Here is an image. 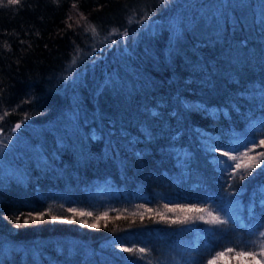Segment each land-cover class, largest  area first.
<instances>
[{"label":"trees","instance_id":"16d2710c","mask_svg":"<svg viewBox=\"0 0 264 264\" xmlns=\"http://www.w3.org/2000/svg\"><path fill=\"white\" fill-rule=\"evenodd\" d=\"M261 139L264 0H0V264H200L239 247L264 224V162L241 179L220 152ZM39 186L72 188L68 213ZM165 205L235 217L170 224Z\"/></svg>","mask_w":264,"mask_h":264},{"label":"snow or ice","instance_id":"6c2138e0","mask_svg":"<svg viewBox=\"0 0 264 264\" xmlns=\"http://www.w3.org/2000/svg\"><path fill=\"white\" fill-rule=\"evenodd\" d=\"M19 2V0H7L8 5H15ZM93 32H95V29H92ZM124 35L127 36V32H124ZM16 129L20 128V124H17L15 126ZM256 146H264V139H261L259 141V145H254ZM254 147L251 149H247L242 154L239 155H231L228 150L220 152L221 156L227 157V161H224V163L227 164L228 168L233 169L231 175L233 177L239 175L241 179L246 178L248 175L252 174V170L255 168H260L262 162H264V152H261L258 154V156L261 159H257L254 156H250L249 153L254 151ZM234 151V150H233ZM231 161L232 163H228ZM227 170V169H226ZM142 207V206H141ZM165 211L160 212L159 210L157 211V215H159L160 220L165 222V223H170V224H177V225H185L192 223L195 220H199L204 222L205 224L208 225H219V224H224L225 221L218 217L217 215H214L213 212L208 209V208H203V207H197L195 205L193 206H175V207H168L167 205L164 206ZM74 216L79 215V216H92V213L90 212H78L76 209H69ZM153 209H144V212H153ZM173 213V216L169 218L166 213ZM196 214V215H191V214ZM46 214H41L36 217H29L25 219V224L29 222V219H32L33 222L38 221V220H43L44 216ZM143 214L141 213V216ZM107 213H104L102 217H96L95 219H101V218H106ZM53 221H56L58 217L52 216L51 217ZM63 222L71 223V220H65ZM86 227L89 228H95L98 225L97 224H86ZM264 238V231H260L258 233V239ZM124 252L127 253H140L143 254L145 252L144 248H139V249H133V248H122L121 249ZM231 255L232 259L237 260L238 264H264V239H261V242L259 244L258 249L255 247H245L240 250H236L233 247H228L222 251L216 252L214 256H212L208 261L207 264H219V261L224 258L225 256Z\"/></svg>","mask_w":264,"mask_h":264},{"label":"rangeland","instance_id":"374dc122","mask_svg":"<svg viewBox=\"0 0 264 264\" xmlns=\"http://www.w3.org/2000/svg\"><path fill=\"white\" fill-rule=\"evenodd\" d=\"M8 145L4 144V145H0V158L2 160V162H10V159H9V148H10V144H9V147H7ZM17 150H19V154L21 155L23 153V151H25L24 149L21 150V148L19 146L16 145ZM26 149V148H25ZM11 151V150H10ZM12 152V151H11ZM245 151L243 152H240V153H237L236 155H239V154H242L244 153ZM17 155V153H16ZM232 155H235V154H232ZM16 170H18V168H16ZM18 177V179L20 181H23L24 180V177L23 175H16ZM25 181V180H24ZM65 187V188H63ZM62 189H58L56 187H53V186H50V187H42V186H39V187H35L34 189V196L36 199H38L39 201H43L42 204H44V207L46 210H54L56 211L57 213L58 212H63L65 214H67V210L65 208H62L61 210V204H64L63 203V200L65 201L66 199L68 198H71L69 196V194H72L70 193V190H72V188L68 187V186H63ZM69 190V192H68ZM88 192H91V195L95 198H97L98 200H101V199H106L108 198V195H109V192L108 191H104V187L103 185H97L95 184L93 186V189L91 190H88ZM262 194L264 195V190L262 191ZM262 195V196H263ZM262 202H264V199H261ZM29 205V203H28ZM27 205V206H28ZM69 207V206H68ZM214 215H217L218 217H220L221 219H223L224 221L228 222L232 219H234L235 217V214L233 213L232 209L228 206V205H223L222 208L218 207H211L209 208ZM194 229V234L197 236L198 234V231L196 230L197 227L195 226H192ZM250 227L249 229V237H251V239H247L246 238V243L243 244L241 243L240 246H233V245H230V246H225L223 247L222 249H220L219 251H222L228 247H233L234 249L236 250H240L242 248H245L246 246L247 247H255L258 249L259 247V244L261 242V239H264V238H260L258 239V233L260 231H264V224L260 227ZM251 231V232H250ZM199 236V235H198ZM197 236V237H198ZM125 240L122 238V237H118L117 238V241L115 242V244L117 245H125ZM219 251H213L211 252L210 249L207 250L206 252V259L205 261H203L202 263L200 264H207V261L215 255L216 252H219ZM210 253V254H209ZM199 259V258H198ZM172 264H177V263H180V261L177 259V257H175L174 259H172ZM198 262H200V260H196L194 261L193 263L192 262H189V261H186L184 264H199ZM219 264H238L237 260L235 259H232L231 258V255L229 256H225L224 258H222L220 261H219Z\"/></svg>","mask_w":264,"mask_h":264},{"label":"water","instance_id":"95a60500","mask_svg":"<svg viewBox=\"0 0 264 264\" xmlns=\"http://www.w3.org/2000/svg\"><path fill=\"white\" fill-rule=\"evenodd\" d=\"M19 124V123H18Z\"/></svg>","mask_w":264,"mask_h":264}]
</instances>
